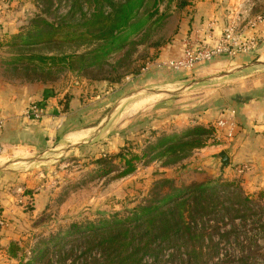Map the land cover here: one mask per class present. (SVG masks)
Masks as SVG:
<instances>
[{
  "label": "rangeland",
  "instance_id": "374dc122",
  "mask_svg": "<svg viewBox=\"0 0 264 264\" xmlns=\"http://www.w3.org/2000/svg\"><path fill=\"white\" fill-rule=\"evenodd\" d=\"M74 1L52 0L54 4L47 15L58 20L67 14ZM154 1L144 0L139 14L151 10ZM46 2L0 0V41L8 39L19 28L24 30L28 19L46 8ZM189 4L191 0H158V14L145 32L135 36L123 51L111 55L107 61L113 64L129 52L134 61L119 72L145 65L158 50L155 42L162 43L178 33L179 18L188 16L186 8ZM254 7L257 12H264V0ZM78 18L79 14L74 21ZM100 44L101 41L93 39L22 47L21 50L82 53ZM12 52L6 45L0 46V77L23 82L17 77L23 67L7 62ZM55 72L56 80L48 84L38 82V85L48 86L46 93L52 91L63 105L69 102V94L75 96L70 105L76 111L65 120L61 129L62 133L78 131L74 135H83L60 140L53 138L48 143L40 137L29 143L0 147V206L9 222L7 227L0 228V264H27L34 252L43 248H49V254L38 264H48V259L53 264H96L100 259L97 249L86 251L84 240L65 236L70 225L76 223L83 227L87 223L98 224L102 219H112L115 215L125 216L129 209L151 195L156 180L161 178L172 179L176 187L194 182L220 186L217 189L219 196H212L205 203L204 214L193 218L192 226L202 237L190 244L194 249L192 264H264V196H247L241 179L231 181L230 186H222L228 181L216 175L217 164L212 165L210 160L206 166L214 168V173L194 176L195 172L206 171L194 167L198 158H209L217 148L203 152L195 149L176 164L140 161L135 171L119 178H114V173L98 176L94 163L95 158L114 154L123 146L139 153L147 141L161 133L181 132L195 124L211 125L212 122L204 123L198 116L211 102L213 94H219L218 89L212 90L218 83L219 74L191 71L171 75V71L166 70L159 77L178 82L175 89L166 90L155 84H137L133 73L129 72L112 86L108 81L96 85L94 81L102 80L87 79L65 68ZM128 75H131L130 80L125 78ZM90 83L94 85L91 87ZM65 109L63 106L60 113ZM35 142L37 144H30ZM213 145L218 144L208 147ZM168 191L170 188L166 185L161 192ZM259 192L264 193V190ZM29 195L31 199L27 202L24 198ZM10 242L18 246L16 256L8 253ZM175 251L174 247L167 246L156 258L148 256L142 262L186 264L179 260ZM67 253L70 255L63 261Z\"/></svg>",
  "mask_w": 264,
  "mask_h": 264
},
{
  "label": "trees",
  "instance_id": "16d2710c",
  "mask_svg": "<svg viewBox=\"0 0 264 264\" xmlns=\"http://www.w3.org/2000/svg\"><path fill=\"white\" fill-rule=\"evenodd\" d=\"M46 1V8L41 14L30 17L24 30L21 26L22 29L19 28L8 39L0 41V46L6 45L13 51L8 64L23 67L17 75L21 81L53 82L57 78L55 70L61 68L74 71L87 79L110 83L119 82L125 72L133 73L134 76L142 72L144 65L131 71L119 72L120 68H128L133 63L129 52H125L113 64L107 58L123 51L135 36L145 32L150 21L158 14V0L143 15L139 11L144 0H75L67 14L58 20L50 19L47 15L54 3L52 0ZM78 14L79 18L74 21ZM172 37L162 43L155 42L154 46H162L170 42ZM93 39L102 44L82 53L54 54L21 50L22 47L72 44ZM104 65L108 67L104 68ZM219 143L213 124H195L181 132L155 136L154 140L147 141L139 153L123 146L114 154L95 158L94 163L98 176L114 173V178H119L135 171L140 161L159 160L165 165L176 164L195 149ZM232 184L228 181L222 186ZM166 185L170 191L162 193ZM218 188L220 186L217 184L208 186L196 182L176 187L172 179L161 178L156 180L151 195L143 203L129 209L125 216L115 215L112 219H102L98 224L87 223L83 227L71 224L65 236H77L84 240L87 243L86 251L97 249L100 259L96 264H143V259L148 256L156 258L167 246L175 248L174 254L179 260L192 264L194 249L190 244L202 237L192 226L193 218L204 214L208 199L219 196ZM258 196H264V193L259 192ZM25 197L31 199L30 195ZM59 249L56 252L58 254L61 251ZM7 250L11 256H16L18 246L10 242ZM48 251L49 248L37 250L26 263L42 262L49 254ZM69 255L67 253L62 260L65 261ZM48 264L53 263L48 259Z\"/></svg>",
  "mask_w": 264,
  "mask_h": 264
},
{
  "label": "crops",
  "instance_id": "0c3cea01",
  "mask_svg": "<svg viewBox=\"0 0 264 264\" xmlns=\"http://www.w3.org/2000/svg\"><path fill=\"white\" fill-rule=\"evenodd\" d=\"M260 1L191 0V4L186 8L189 11L188 16L179 18L178 33L170 42L158 47L159 50L153 60L179 56L188 42L193 45L214 42L229 23L236 21L242 24L256 14L262 13L257 12L254 7ZM146 64V68L133 77L137 84H155L166 90L175 89L178 82L166 80L159 77V74L166 70L171 71V75L176 72H185L162 69L155 66L152 61ZM193 72L219 74L218 83L215 84V89H212L213 91L218 89L219 94L214 93L213 98L210 96L212 100L199 112V120L213 124L221 114L232 108L236 110L237 121L233 140L227 142L220 138L218 139L220 144L199 149L203 152L217 148L209 158H198L194 167L206 171L195 172L194 176L214 173V168H207V162L210 160L214 165L215 155L224 149L229 157V165L222 171L219 170L218 165H215L216 175L227 181L241 179L240 184L244 186L245 194L258 196L259 191L264 190V35L257 49L252 53L236 56L222 54L199 65ZM101 82L107 81H94L96 85ZM39 83L12 82L0 77V116L5 120L0 128V147L25 144L40 137L48 143L53 138L60 140V138H78L83 135H74L78 131L62 133L61 129L65 126V120L76 111V108L72 109L70 105L74 103L75 96L72 97L73 94H69L71 95L69 102L63 105L60 100L57 101L52 91L50 94L46 93L48 86L42 85L45 83L38 85ZM90 84L91 87L94 85ZM113 84L109 83V86ZM32 101H40L46 110V116L38 121L26 120L23 117L25 108ZM63 106H66V111L60 113ZM36 142L30 144H37ZM240 166H246V169L239 173L236 169Z\"/></svg>",
  "mask_w": 264,
  "mask_h": 264
},
{
  "label": "built area",
  "instance_id": "2783aa9c",
  "mask_svg": "<svg viewBox=\"0 0 264 264\" xmlns=\"http://www.w3.org/2000/svg\"><path fill=\"white\" fill-rule=\"evenodd\" d=\"M264 35V12L256 14L244 23L239 24L234 21L229 23L222 31L219 38L212 43H203L193 45L188 42L182 54L177 57L160 60L152 59V63L159 67L175 71L191 72L199 65L211 61L215 57L227 54L236 56L249 54L255 51L261 38ZM148 61V62H149ZM147 64L144 65V70ZM131 79V75L125 77ZM236 110L229 109L221 114L213 123L217 140L222 138L224 141H231L236 133ZM46 116L44 105L40 101L31 102L24 110L23 117L26 120L38 121ZM5 120L0 116V128L4 125ZM246 166L237 168V172H242ZM27 200L25 197L24 200ZM28 202V200H27ZM9 224L5 211L0 206V228H5Z\"/></svg>",
  "mask_w": 264,
  "mask_h": 264
},
{
  "label": "water",
  "instance_id": "95a60500",
  "mask_svg": "<svg viewBox=\"0 0 264 264\" xmlns=\"http://www.w3.org/2000/svg\"><path fill=\"white\" fill-rule=\"evenodd\" d=\"M161 93H165L162 91ZM213 162L219 166V170L222 171L225 167L229 165V157L225 150L219 151L215 157Z\"/></svg>",
  "mask_w": 264,
  "mask_h": 264
}]
</instances>
